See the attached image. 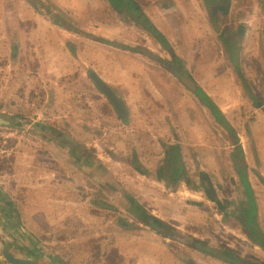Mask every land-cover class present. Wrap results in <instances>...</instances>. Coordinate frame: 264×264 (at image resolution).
<instances>
[{
	"label": "crops",
	"instance_id": "obj_1",
	"mask_svg": "<svg viewBox=\"0 0 264 264\" xmlns=\"http://www.w3.org/2000/svg\"><path fill=\"white\" fill-rule=\"evenodd\" d=\"M26 51L38 71L57 77H26L40 87L63 82L64 60L76 66L95 56L86 75L94 71L116 93L128 122L99 91L100 125L89 111L94 124L73 126L72 176L58 174L70 152L19 129L58 153L56 170L47 157L32 158L34 142H16L29 143L30 155L15 154L0 186V264H9L4 250L37 259L47 246L60 264H231L203 238L205 216L242 227L246 215L262 231L264 0H0V60L9 57L2 64L35 70L21 69ZM54 92L52 107L61 97ZM123 213L139 222L112 217ZM145 213L193 234L155 220L149 229Z\"/></svg>",
	"mask_w": 264,
	"mask_h": 264
},
{
	"label": "rangeland",
	"instance_id": "obj_2",
	"mask_svg": "<svg viewBox=\"0 0 264 264\" xmlns=\"http://www.w3.org/2000/svg\"><path fill=\"white\" fill-rule=\"evenodd\" d=\"M30 51H32V49ZM26 53L27 54L25 56H22L21 59V69L33 67L34 65L35 70L33 71H31V69H11L8 66V61H6V64H2L3 58L9 59L8 56H2V59L0 60V114L33 120L38 124L46 125L52 129H63L66 132L64 136L71 141H73L75 137V135L72 133L74 124L80 128H82V125L90 126V123L91 125L94 123L98 126L100 125L98 121H96V117L98 118V114L100 113L101 109L102 101L100 100H103L102 97H105L99 93V90L97 91L95 87L92 86L88 78V74L86 75L84 67L86 64L89 65L87 62L93 60L92 58L95 56H83L82 63L80 65L77 64L76 66L67 64L69 62H65L64 60V64L66 63L63 66L64 70L59 73V77L61 78V80H63V82L59 83V86L49 85L47 87H40V85H44V83L39 82L37 86H29V81L26 80V77L32 74L33 76H35V78H33L34 81H38L37 79L40 78L39 75H41L43 79L47 76H52L55 79H57V77L50 71H38L40 68L39 63L33 64V62L26 60V56H30L31 58H33L34 55H29L27 51ZM32 53H34V51H32ZM92 62L94 63V61ZM54 91L60 92L61 97L59 98V104H55L52 107V104L56 102V100H53V102L51 103L50 95ZM51 96H53L54 98L55 92ZM47 100H49L50 103L47 102L46 104ZM42 106L43 109L46 108V106L48 107V109H46L48 115L43 114L44 111H41ZM89 111H91L92 117L95 119L94 123L92 122V119L90 120L87 117L89 115ZM101 112L106 113L103 109H101ZM78 113L80 114V116L78 115ZM54 114L61 115L62 119H60L59 121L58 119L56 120V118H54ZM102 126L104 125H101V127ZM29 133V131H20L17 128L0 127V150L1 154L3 153L2 156L4 157L5 161L4 167L7 169L8 173H10V169H13L12 161L15 158V154H19L21 158H29L28 155H30V153L25 155V146L29 143L17 147L16 142H19V140H27L30 141V143L34 142L32 144V147L29 148L32 149V154L34 155L32 156V158L36 160L41 157L43 159L47 157L45 159L49 160L50 163H53L51 169H55L56 161L53 160L52 157L57 156L58 153L53 149H49L48 145L46 144L44 147H41L40 145L37 146V143L40 142V136L34 134L31 135ZM113 136L115 142L124 140L125 143H128L129 138L125 135H123L124 137L122 138H117V136L121 137V135L117 134H114ZM62 161L63 163L60 162L62 171L60 170L58 174H68L72 176V153L68 154L63 152ZM131 161L132 160L130 158L129 163H131ZM107 216H109L110 219L111 215ZM112 217L113 219L122 218L124 220L131 221L134 223L133 225H135L136 222H139L137 217L133 214H113ZM205 218L206 219L202 221L203 225L206 228L204 230V233L206 235L204 234L205 236L203 238L208 237L211 242L215 243L218 246V248H216L215 250L224 253L226 259H230L233 261L239 260L247 264H264V250L258 245L257 241L247 230V228H242L243 226H238L235 222L230 221V219L227 220V218L225 219V217L223 218L222 216L218 217L219 221H216L215 218L210 215L205 216ZM258 219V224L264 232V215L259 216ZM152 220L157 221L163 228L169 227V229L178 231L176 230L175 226L171 227L172 225H168L158 219H154V216L149 215L148 213H145V216L142 217L143 223H145V226L147 225L146 227L149 229H151V227L148 225ZM124 224H127L126 221L124 222ZM180 226L182 225H178L176 227ZM150 232H152V230H149V233ZM169 232L174 234L173 231ZM178 232L187 238H190L191 234H193L190 232V230L188 232ZM130 233V235L135 236L136 227L135 230H132V232ZM177 246L182 247L180 245ZM29 248H32V250L30 251H34L33 247L29 246L28 249ZM52 249H56V247L47 246L48 251L43 250L42 256L38 253L37 259L45 264H60L56 260V255L55 257H51V253L55 254ZM47 252H49V258L48 254L44 256ZM185 252L187 253V251ZM113 256L115 255H112V257ZM227 262L229 261L227 260Z\"/></svg>",
	"mask_w": 264,
	"mask_h": 264
},
{
	"label": "water",
	"instance_id": "obj_3",
	"mask_svg": "<svg viewBox=\"0 0 264 264\" xmlns=\"http://www.w3.org/2000/svg\"><path fill=\"white\" fill-rule=\"evenodd\" d=\"M88 76L93 81L97 89L107 98V100L112 104L113 108L121 118L124 123L128 122V111L121 101V99L116 95V93L102 81V79L94 72L88 71ZM182 82L190 89H195V86L192 81L189 79L183 78L179 76ZM0 127H11L17 129H31L40 131L43 135L53 140L55 143L59 144L65 151L73 153L76 152V147L73 141L66 138L63 134L56 132L54 129L38 124L32 120L23 119L20 117L15 116H8L4 114H0ZM244 215V214H242ZM240 221L242 222L243 226L247 228V230L253 235L254 239L257 241L258 245L264 250V233L254 225V223H249L248 216H240ZM162 233L167 237H176L175 234L170 233L168 230H162ZM4 258L9 264H45L39 259H31V258H21L15 257L9 254L6 250H4ZM230 263L233 264H247L243 261H233L227 259Z\"/></svg>",
	"mask_w": 264,
	"mask_h": 264
},
{
	"label": "built area",
	"instance_id": "obj_4",
	"mask_svg": "<svg viewBox=\"0 0 264 264\" xmlns=\"http://www.w3.org/2000/svg\"><path fill=\"white\" fill-rule=\"evenodd\" d=\"M2 155L3 153L1 154V150H0V186L5 187L8 180V172L7 169L4 167L5 161Z\"/></svg>",
	"mask_w": 264,
	"mask_h": 264
},
{
	"label": "flooded vegetation",
	"instance_id": "obj_5",
	"mask_svg": "<svg viewBox=\"0 0 264 264\" xmlns=\"http://www.w3.org/2000/svg\"><path fill=\"white\" fill-rule=\"evenodd\" d=\"M177 65V64H176ZM227 260V259H226Z\"/></svg>",
	"mask_w": 264,
	"mask_h": 264
}]
</instances>
